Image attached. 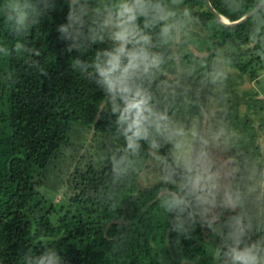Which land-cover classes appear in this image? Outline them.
Here are the masks:
<instances>
[{"label":"trees","instance_id":"obj_1","mask_svg":"<svg viewBox=\"0 0 264 264\" xmlns=\"http://www.w3.org/2000/svg\"><path fill=\"white\" fill-rule=\"evenodd\" d=\"M262 1L210 3L236 22ZM125 15L117 30L103 5L0 0V264H260L251 226L236 213L205 225L196 217L194 167L176 170L169 161L181 186L139 191L137 183L168 119L195 112L163 93L166 76L180 68L190 86L201 85L220 50L256 81L264 72V7L235 27L221 24L205 0H132ZM228 109L240 144L252 148L250 120ZM76 126L117 139L120 149L78 172L72 205H53L37 179L71 146ZM253 168L242 181H259Z\"/></svg>","mask_w":264,"mask_h":264},{"label":"rangeland","instance_id":"obj_2","mask_svg":"<svg viewBox=\"0 0 264 264\" xmlns=\"http://www.w3.org/2000/svg\"><path fill=\"white\" fill-rule=\"evenodd\" d=\"M78 1L89 6H105L110 14L108 23L119 30L126 23L125 13L132 0ZM175 19L172 16L169 22ZM187 22L199 33L200 28L190 17ZM123 37L124 32L118 35L119 43ZM192 49L199 56L208 54L199 53L195 47ZM181 70L177 68L176 74L166 76L162 91L168 96L183 98L184 106L192 104L195 112L192 116L183 113L176 120L168 119L169 128L162 134L160 145L154 147L137 189L144 191L160 184L181 186L182 183L170 174L169 161L176 170L194 167L191 191L197 194L200 202L196 217L205 225L231 218L236 213L238 219L240 217L251 226L249 243L257 247V262L264 264V250L260 248L264 242V72L252 81L248 75L243 76L234 69L220 50L213 73L201 85L190 86ZM229 106L238 110V118L243 122L247 118L250 120L252 148L240 144L243 134L234 124V117L229 115ZM119 149L117 139L96 133L93 128L76 126L71 134V146L47 169L45 176L37 179L40 193L53 205L69 207L77 192L74 181H77L78 172L112 158ZM250 164L254 166L252 171L257 169L258 182L253 183V178L249 177L242 181ZM240 185L239 195L235 196L234 191ZM241 197H244L242 202ZM254 227L255 237L252 236Z\"/></svg>","mask_w":264,"mask_h":264},{"label":"water","instance_id":"obj_3","mask_svg":"<svg viewBox=\"0 0 264 264\" xmlns=\"http://www.w3.org/2000/svg\"><path fill=\"white\" fill-rule=\"evenodd\" d=\"M205 3L209 9V11L211 12L212 15H214L216 17V19L223 25L227 26V27H235V26H239L242 25L243 23L247 22L252 16H254L257 12H259L263 7H264V0L256 7L254 8L252 11H250L249 13H247L242 19L236 21V22H230L229 20H227L225 18V20H223V16H221L220 14H218L214 8L212 7L210 0H205Z\"/></svg>","mask_w":264,"mask_h":264},{"label":"clouds","instance_id":"obj_4","mask_svg":"<svg viewBox=\"0 0 264 264\" xmlns=\"http://www.w3.org/2000/svg\"><path fill=\"white\" fill-rule=\"evenodd\" d=\"M172 203H177V204H178V203H179V201H173Z\"/></svg>","mask_w":264,"mask_h":264},{"label":"bare ground","instance_id":"obj_5","mask_svg":"<svg viewBox=\"0 0 264 264\" xmlns=\"http://www.w3.org/2000/svg\"><path fill=\"white\" fill-rule=\"evenodd\" d=\"M223 20H225V18H223Z\"/></svg>","mask_w":264,"mask_h":264}]
</instances>
